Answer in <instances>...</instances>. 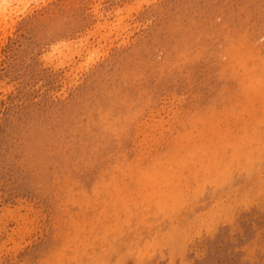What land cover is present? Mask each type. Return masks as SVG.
I'll list each match as a JSON object with an SVG mask.
<instances>
[{
	"label": "rangeland",
	"instance_id": "1",
	"mask_svg": "<svg viewBox=\"0 0 264 264\" xmlns=\"http://www.w3.org/2000/svg\"><path fill=\"white\" fill-rule=\"evenodd\" d=\"M0 264H264V0H0Z\"/></svg>",
	"mask_w": 264,
	"mask_h": 264
},
{
	"label": "bare ground",
	"instance_id": "2",
	"mask_svg": "<svg viewBox=\"0 0 264 264\" xmlns=\"http://www.w3.org/2000/svg\"><path fill=\"white\" fill-rule=\"evenodd\" d=\"M122 231V230H121ZM115 235V234H114ZM129 236V235H128ZM125 237V236H124ZM101 240V239H100ZM125 240V239H124ZM127 241V240H126ZM96 259V258H95ZM99 261V260H98Z\"/></svg>",
	"mask_w": 264,
	"mask_h": 264
}]
</instances>
